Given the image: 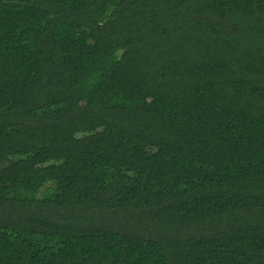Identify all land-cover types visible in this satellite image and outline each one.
<instances>
[{
  "label": "trees",
  "instance_id": "1",
  "mask_svg": "<svg viewBox=\"0 0 264 264\" xmlns=\"http://www.w3.org/2000/svg\"><path fill=\"white\" fill-rule=\"evenodd\" d=\"M0 264H264V0H0Z\"/></svg>",
  "mask_w": 264,
  "mask_h": 264
}]
</instances>
